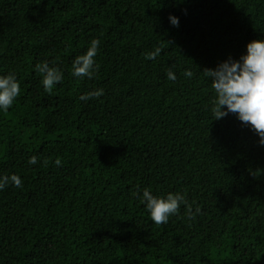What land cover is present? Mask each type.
<instances>
[{
  "label": "trees",
  "instance_id": "obj_1",
  "mask_svg": "<svg viewBox=\"0 0 264 264\" xmlns=\"http://www.w3.org/2000/svg\"><path fill=\"white\" fill-rule=\"evenodd\" d=\"M262 37L264 0H0V75L21 89L0 112V175L22 182L0 190V264H264V145L236 114L213 119L203 73ZM92 38L93 76L73 77ZM41 61L63 74L50 92ZM146 187L200 211L155 224Z\"/></svg>",
  "mask_w": 264,
  "mask_h": 264
},
{
  "label": "clouds",
  "instance_id": "obj_2",
  "mask_svg": "<svg viewBox=\"0 0 264 264\" xmlns=\"http://www.w3.org/2000/svg\"><path fill=\"white\" fill-rule=\"evenodd\" d=\"M169 23L179 26V18L169 15ZM100 40L92 38L86 51L76 56L72 61V76L92 78L95 71L94 57L97 56ZM245 53L238 60L229 57L219 63L214 69H204V76L211 81V87L215 92L214 103L211 106L213 119H221L228 113H234L243 124L249 125L260 138L259 143L264 145V37L249 41L245 46ZM161 49L155 48L148 53V59H154ZM38 72L43 73L41 84L46 92H50L58 84L63 74L58 67L49 66L47 61H41L35 65ZM184 75L191 77L192 72L185 70ZM168 80H175L173 72L167 73ZM20 84L14 73L0 75V112H7L13 101L20 94ZM104 94L102 88L92 90L79 96L82 101L90 97H100ZM29 165L37 163L36 156H30ZM57 165L60 164L56 160ZM21 177L15 173L0 175V190L7 185L16 188L21 187ZM141 203L155 224L167 223L170 215L178 212L181 204L188 209L189 216L195 213L187 205L183 194L179 192H167L154 195L147 187L142 191Z\"/></svg>",
  "mask_w": 264,
  "mask_h": 264
}]
</instances>
